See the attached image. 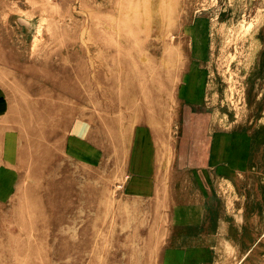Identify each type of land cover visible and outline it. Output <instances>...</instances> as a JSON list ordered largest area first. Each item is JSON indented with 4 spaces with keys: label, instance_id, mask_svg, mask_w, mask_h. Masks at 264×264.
<instances>
[{
    "label": "rangeland",
    "instance_id": "obj_1",
    "mask_svg": "<svg viewBox=\"0 0 264 264\" xmlns=\"http://www.w3.org/2000/svg\"><path fill=\"white\" fill-rule=\"evenodd\" d=\"M0 264H264V0H0Z\"/></svg>",
    "mask_w": 264,
    "mask_h": 264
},
{
    "label": "crops",
    "instance_id": "obj_2",
    "mask_svg": "<svg viewBox=\"0 0 264 264\" xmlns=\"http://www.w3.org/2000/svg\"><path fill=\"white\" fill-rule=\"evenodd\" d=\"M159 168L158 161L156 160L153 164V169L149 170L147 174H138L137 177H132L128 183L129 193L136 198H152V196L158 197L157 195L161 190ZM196 182L202 184L201 188H196ZM175 191L176 193L173 199H177V193H179V206L181 208V212L184 216H187L185 219L181 220L180 224L182 226L195 225V221H198V218L195 217L196 214L201 215L202 219L200 222L202 224H200L202 226L199 225V229L201 230H198L196 238L207 239L211 241L212 237L214 236L212 232L219 231V228L215 229V227L212 225V218L208 217L216 213V200L213 196V185H211L210 181L208 180L205 183L203 177H201L200 182L198 180L191 182V184L190 181L187 183L185 182L184 185L178 186ZM172 205V214H174L176 212L175 207L178 205L177 201L172 203ZM228 213L229 211H227V215ZM190 216L192 217L190 218ZM188 246H192V243L188 242ZM193 246H199V244L196 242L193 244Z\"/></svg>",
    "mask_w": 264,
    "mask_h": 264
},
{
    "label": "bare ground",
    "instance_id": "obj_3",
    "mask_svg": "<svg viewBox=\"0 0 264 264\" xmlns=\"http://www.w3.org/2000/svg\"><path fill=\"white\" fill-rule=\"evenodd\" d=\"M64 91V90H63ZM43 92V91H42ZM60 92H62V91H60ZM65 92V91H64ZM68 93V92H67ZM137 93V92H136ZM141 94V93H140ZM143 94V93H142ZM141 94V95H142ZM64 95V94H63ZM137 95H139V93L137 94ZM47 97H49V96H47ZM57 97H59V96H57ZM64 97V96H63ZM53 98V97H52ZM68 98H70V97H68ZM155 98V97H154ZM71 100V99H70ZM155 100H157V99H155ZM53 101H55V100H53ZM145 101V100H144ZM156 102V101H155ZM59 104H61V103H59ZM35 109V108H34ZM41 111V110H40ZM57 112V111H56ZM149 118H151V117H149ZM151 120V119H150ZM43 132V131H42ZM43 143V142H42ZM42 145V144H41ZM36 147H39V146H36ZM37 149V148H36Z\"/></svg>",
    "mask_w": 264,
    "mask_h": 264
}]
</instances>
